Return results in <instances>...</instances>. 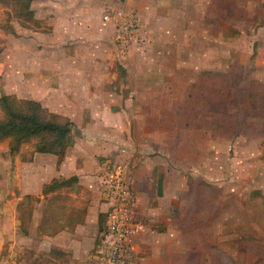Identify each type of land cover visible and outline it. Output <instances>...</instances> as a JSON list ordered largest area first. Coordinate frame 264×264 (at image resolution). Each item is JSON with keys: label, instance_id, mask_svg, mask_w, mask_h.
I'll list each match as a JSON object with an SVG mask.
<instances>
[{"label": "rangeland", "instance_id": "1", "mask_svg": "<svg viewBox=\"0 0 264 264\" xmlns=\"http://www.w3.org/2000/svg\"><path fill=\"white\" fill-rule=\"evenodd\" d=\"M118 2L137 15L135 38L121 54L112 26L104 22L105 32L95 38L92 52L105 56L107 84L121 89V103L117 99L92 117L90 110L63 104L71 95L48 93L45 83L56 84L41 72L43 47L57 54L59 32L49 34L39 0L30 2L38 24L22 22L13 3L0 2V52L10 41L16 43L12 63L4 62L3 69L0 60V94L33 97L66 113L73 141H89L99 162H126L133 170L143 203L137 216L147 237L144 249L137 241L138 264H264V0ZM67 48L72 44L62 51ZM7 141L0 137L2 156ZM31 149L29 142L19 145L24 157ZM157 172L163 192L151 196L150 184L141 180L145 176L151 182ZM93 173L86 169L83 175L94 179ZM57 198L45 196L38 205L39 197L26 199L27 215H19L17 233L28 235L30 243L18 239L17 250L10 246L12 222L8 206L3 207L0 264H67L55 244L41 241L42 234L56 232L50 221L58 204L47 202ZM66 202L72 204L73 198ZM35 206L36 223L31 221ZM90 256L91 250L88 263Z\"/></svg>", "mask_w": 264, "mask_h": 264}, {"label": "crops", "instance_id": "2", "mask_svg": "<svg viewBox=\"0 0 264 264\" xmlns=\"http://www.w3.org/2000/svg\"><path fill=\"white\" fill-rule=\"evenodd\" d=\"M39 1L41 9L40 17H46L48 24H50L49 34L53 31L59 32L56 39L57 54L50 55L48 54V47H43L45 55L43 54L44 56L41 59V63L44 65L45 69L41 68V72L45 73L44 77H46L49 82L56 84V87H47L45 83L46 88H50L48 93L64 95V97H66L65 94L71 95V97L62 99L63 104L64 102L70 103L74 109L90 110V116L92 117L95 111L105 113L106 110L109 109V104L114 103L117 99L120 101L121 96L117 92L122 93L120 88L117 89L115 86L111 88L110 85L107 84L111 79V75L108 72L105 56L98 51L92 52L93 42L97 40L95 38L101 37L105 32V28L103 27L106 22L104 23L100 19L101 6H103L105 0L102 1L103 3L101 0ZM31 7L33 8L34 6L31 5ZM35 14L34 12V16H36ZM10 42L11 43L0 52V57H2L0 60H3V69L5 68L4 62L9 61L8 63H12L10 58L11 55L14 56L16 43L13 41ZM50 43L54 44L52 41ZM46 44L48 45L47 42ZM71 44V49L68 50L67 48V50L62 51L63 48L69 47ZM6 53H8V55H6ZM11 68L13 70L14 66L9 65L8 69L10 70ZM33 99L37 100L36 98ZM40 104L50 111L68 117L66 113L51 110L41 102ZM82 137L84 136L82 135ZM99 140L100 139L97 141ZM93 147L94 146H91L89 141H85V139L81 137H76L72 145L65 149L63 157L58 163H56L57 157L55 154L34 152L30 160L13 158L12 163L8 165L6 163L10 162L11 159L6 149L4 148L5 156H2L0 152V175L3 173L1 179L4 186L1 188L2 181L0 179V221L5 219V215L1 214V212L4 213L2 211L3 207L8 206L7 215L10 222H12L11 235L14 237V239L11 237L12 242H10V246L14 245L17 250L18 239L19 243H30L28 235L23 236L17 233L19 221L16 217V206L18 200L23 195L30 194L33 197H39V202H36L38 199L35 201L36 203L34 202L35 205H38L42 202L43 197H48L51 194V192L46 194L41 193L42 184L47 183L53 177L63 178L75 175L76 189L67 186L60 190L62 198L57 202L58 206H56V209L58 213L55 216L56 218H52L50 221L52 224H55L56 232L54 234H42L41 241L55 244L59 249V251L56 249L55 253L58 252L59 254L65 255L68 259V261H66L67 264H91V262L88 263L86 259L99 232L98 214L103 213L106 207V205L105 207L103 206L104 202L100 199L99 179L97 174L100 163L105 159L99 162L98 158L92 152ZM100 152L102 154H108L104 150ZM92 155L94 159H92L90 163L88 162V164H85L84 160L87 158L91 159ZM86 169L93 170L94 179L87 174H85L86 177L83 175L86 173ZM137 171L138 170L135 171L136 174H138ZM131 174L134 179V186L137 194V205H142V199L139 196L141 191H139L140 188L138 190V184L132 169ZM144 177L145 176H143V178L141 177V181L144 184H150L151 196L155 195L154 187L156 175L155 177L153 176L151 182L147 181L146 177ZM89 178L92 179L91 183L87 181ZM141 181L139 184L142 185ZM70 198H73L72 204L66 202L70 200ZM43 206L44 204H42V209ZM70 206L73 207V211L69 214L68 209ZM36 209L35 206L34 209H32L34 212L31 214V221L34 223H36L38 218V213H35V211H37ZM42 209L39 211L40 217H42L43 214ZM144 234L145 233H141L137 239L142 249H144L147 240ZM33 244L34 243H31L30 246H33Z\"/></svg>", "mask_w": 264, "mask_h": 264}, {"label": "built area", "instance_id": "3", "mask_svg": "<svg viewBox=\"0 0 264 264\" xmlns=\"http://www.w3.org/2000/svg\"><path fill=\"white\" fill-rule=\"evenodd\" d=\"M119 0H105L100 19L113 28L116 45L123 54L127 43L134 39L138 18L133 9L120 5ZM100 199L105 203L104 222L91 249V264H138L137 239L145 224L137 216V194L130 167L126 162L105 159L100 163Z\"/></svg>", "mask_w": 264, "mask_h": 264}, {"label": "trees", "instance_id": "4", "mask_svg": "<svg viewBox=\"0 0 264 264\" xmlns=\"http://www.w3.org/2000/svg\"><path fill=\"white\" fill-rule=\"evenodd\" d=\"M0 2H11L14 8H17L18 14H15L22 22L38 24L34 18L33 11L30 7L31 0H0ZM0 109L2 117L0 118V137H5L7 141V154L11 158L19 155L20 160H30L34 152H45L56 155V163H58L64 154L65 149L72 145L73 137L71 136V123L67 116L48 110L41 105L39 101L33 98H16L15 94L2 93L0 94ZM41 112L46 116L42 117ZM41 114V115H40ZM29 142L32 146L27 157L21 155L19 145ZM76 176L70 175L63 178H51L47 183L42 184L41 193L58 194V200L54 203L49 202L48 206L57 203L62 198L60 190L64 187H70L75 184ZM253 193H250V198H253ZM155 195L159 196L162 193V174L157 173L155 177ZM50 194V195H51ZM49 195V196H50ZM264 195V193H263ZM48 196V197H49ZM28 197H33L30 194L23 195L16 206V217L26 214L27 209L24 202ZM105 214H98V229L103 226ZM28 219V217H27ZM102 224V226H101ZM22 233L26 228L20 226ZM28 231V229H27Z\"/></svg>", "mask_w": 264, "mask_h": 264}]
</instances>
